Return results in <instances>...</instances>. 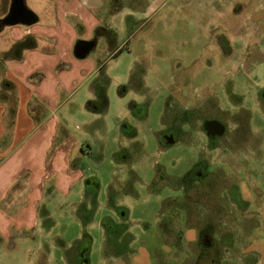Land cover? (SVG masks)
Here are the masks:
<instances>
[{"label": "crops", "instance_id": "1", "mask_svg": "<svg viewBox=\"0 0 264 264\" xmlns=\"http://www.w3.org/2000/svg\"><path fill=\"white\" fill-rule=\"evenodd\" d=\"M170 1L22 0L25 14L30 16L23 18L34 21L14 25L5 24L0 9L1 240H12L15 246L18 241L42 239L38 242L42 257H50L49 245L54 242L63 264H82L83 253L87 264H175L170 245H156L163 242L160 232L165 228L151 222L138 178L131 192L125 189L124 162L111 163L114 174L105 190L100 178L85 168V162L93 160L92 150L101 144L92 143L95 130L91 120L102 119L110 111L108 67L124 55L133 62L124 85L135 86L136 94L128 97L125 86L121 96L128 128H122L127 144L120 145V152L139 142L138 123L147 121L148 109H139L144 103L138 94L146 82L138 71L146 64L132 42L154 20L153 14ZM235 5L247 7L262 23L264 0H236ZM77 46L88 49L84 57L76 54ZM79 120L84 123L76 124ZM64 199L67 208H76L83 228L69 248L61 236L49 239L54 226L52 210L63 208ZM249 203L240 207L239 215H249ZM258 215L263 217L264 210ZM230 226L232 231L255 227L238 222ZM195 230H190L189 243L196 240ZM239 237H233L230 245L237 247ZM235 259L231 255L222 260L212 254L205 263L238 264ZM248 262L264 264V252ZM32 263L48 261L36 258Z\"/></svg>", "mask_w": 264, "mask_h": 264}, {"label": "rangeland", "instance_id": "2", "mask_svg": "<svg viewBox=\"0 0 264 264\" xmlns=\"http://www.w3.org/2000/svg\"><path fill=\"white\" fill-rule=\"evenodd\" d=\"M235 2L171 0L153 14L154 20L132 42L147 67L138 71L146 82L139 100L151 103L148 115L144 114L149 126L147 121L138 123L137 146L142 148L144 144L153 151L158 135L164 141L161 135L168 125L174 124L179 132L173 139L175 144L159 152L160 173L172 172L174 178L160 177L159 183L164 184L151 191L166 198L163 208L170 212L163 219L169 218L171 224L161 230L163 242L156 245L169 244L175 264H206L212 254L222 260L234 255L238 264H249L264 252V216L258 215L264 210V191L259 195L248 190L244 194L241 204L250 202L249 215H239L232 203L236 180L245 186L246 180L264 179V19L261 23L258 16L247 12V7H238ZM8 3L0 0L1 13H6ZM261 13L263 16L264 8ZM120 59L112 60L108 67L110 111L102 119L91 120L95 130L92 143L101 144L94 146L93 160L85 162V168L91 170L88 174L100 178L103 190L114 174L111 163L121 160L120 145L127 144L123 142L121 96L133 62L127 55ZM127 89L128 97L136 94L135 86ZM209 124L218 125L219 132L210 133ZM145 165L148 168L141 164L137 172L151 178L153 162ZM168 181L174 182L175 195L168 191ZM67 201L63 200V208L52 210L54 226L49 239L61 236L69 248L83 228L76 208H67ZM237 222L255 227L232 231L230 224ZM208 223L213 230H205ZM193 229L196 240L189 243ZM237 236L240 244L231 246ZM38 242L43 240H22L14 246L12 240L0 238V264H33L36 258L63 264L54 242L49 245L45 241L51 246L50 257L39 255ZM160 259L165 260L163 255Z\"/></svg>", "mask_w": 264, "mask_h": 264}, {"label": "flooded vegetation", "instance_id": "3", "mask_svg": "<svg viewBox=\"0 0 264 264\" xmlns=\"http://www.w3.org/2000/svg\"><path fill=\"white\" fill-rule=\"evenodd\" d=\"M22 0H11V5L8 7V10H6V13H4L3 19H12L14 17H24V14L21 10H20V2ZM26 17H30L28 14H25ZM82 47V46H81ZM169 100V99H168ZM166 102V101H165ZM139 109H142V111H144L145 109H150L151 104L150 102H145L144 104H139ZM125 124L123 125V127L125 129L128 128V120L124 121ZM168 129L167 127L165 128V130L162 132V137L164 138V141L161 140L160 136L158 135V137H156L157 139V144L155 145V149L149 150L147 149L148 147L144 144L142 148H140L139 146H137V144H131L129 145L127 148L121 150L120 152V157L121 160L124 162V175L127 178V182H126V186L125 189L128 190L129 192H131L133 190L134 187V183H135V178H138L139 183L141 184V192H142V196H144V199H147L146 203L147 206L145 207V210L149 213L152 214L150 216V218L153 219V224L158 225V226H162V227H166V225H170V221L169 218L167 220L164 221L163 217H165V215H169L170 212L164 211L163 208V202L165 201V197H163L162 194H152V190L155 189H159L161 188V184H164V182L159 183V179L160 177H164L165 175L167 179L169 178H174V174L169 171L162 170L160 168V159L159 157L160 155V151L162 150V147H166V145H174L175 141L173 140L174 137L177 135H179L177 132V128L175 127L174 124H171V126L168 125ZM209 132L210 133H218L219 130L217 131V127L216 124H209L208 126ZM128 132V130H127ZM131 135H133V132L129 133ZM178 137V136H177ZM136 146V149H135ZM155 152L158 154H155ZM167 156V155H165ZM151 161L153 162V167L150 168L153 175H151V178L149 177H143L140 174H138L137 170H139L138 168H140L139 166L141 164H144V166H146L145 164H150ZM135 166L137 168V170L135 169ZM147 167V166H146ZM148 168V167H147ZM160 173V175H159ZM138 174V176L136 175ZM157 174V176H156ZM248 177V176H247ZM246 177V178H247ZM240 178V177H239ZM238 178V179H239ZM249 178V177H248ZM245 179V177L243 178ZM168 191L173 195H175V185L174 182L172 183L171 181H168ZM236 183H234L233 185H235V187H233V194L235 196V200H233V204H235V207H237V209L239 210L240 207L244 206L241 203H243L244 200H242L243 196L245 193H248L250 190H252L253 192H255L256 194L261 193V191H264V179H259L258 181H251L249 182V180H246V184L244 185H240V181L236 180ZM249 190V191H248ZM171 197V196H169ZM168 197V198H169ZM149 204H151L149 206ZM165 222H167V224H165ZM209 228H212L211 224L208 223ZM86 254L83 253L82 254V264H87L88 260L85 258Z\"/></svg>", "mask_w": 264, "mask_h": 264}, {"label": "water", "instance_id": "4", "mask_svg": "<svg viewBox=\"0 0 264 264\" xmlns=\"http://www.w3.org/2000/svg\"><path fill=\"white\" fill-rule=\"evenodd\" d=\"M20 10L23 13L26 12V10L24 9V5H23V2L22 1L20 2ZM24 16H25V14H24ZM19 21H29L27 23H33L34 20H31V18H29V20H25L22 17H14L12 19H6L5 20V24L14 25V24H17ZM75 51H76V54L78 56L84 57L87 54L88 49L87 48H84V49L83 48H78V46H77ZM216 127H217V130L220 129L218 125H216Z\"/></svg>", "mask_w": 264, "mask_h": 264}]
</instances>
